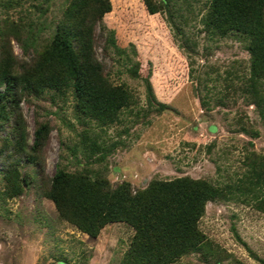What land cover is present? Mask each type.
Here are the masks:
<instances>
[{"label":"rangeland","instance_id":"rangeland-1","mask_svg":"<svg viewBox=\"0 0 264 264\" xmlns=\"http://www.w3.org/2000/svg\"><path fill=\"white\" fill-rule=\"evenodd\" d=\"M68 1L0 0V49L17 60L37 54ZM166 1L168 9L148 13L142 0H109L94 27L108 82L131 94L108 118L80 111L70 86L21 98L28 141L39 122L51 130L37 162H18L15 193L0 160V264H124L133 227L112 221L90 236L62 218L44 194L56 166L132 188L180 175L226 184L197 220L203 242L170 264H264V119L241 89L244 41L203 27L210 0ZM134 61L139 76L127 70ZM226 69L240 77L224 80ZM259 87L264 94V78ZM10 129L0 117V148Z\"/></svg>","mask_w":264,"mask_h":264},{"label":"trees","instance_id":"trees-1","mask_svg":"<svg viewBox=\"0 0 264 264\" xmlns=\"http://www.w3.org/2000/svg\"><path fill=\"white\" fill-rule=\"evenodd\" d=\"M142 1L148 13L168 9L166 0ZM109 9V0H69L54 23L48 42L37 54L17 60L9 48L0 49V117L11 121L9 135L0 148V160L11 193L20 187L16 183L18 162H37L51 130L48 122H39L28 141L19 106L25 94L70 86L77 108L98 120L108 118L130 101V91L122 83L110 84L103 61L96 57L95 41L102 32L99 28L96 36L94 27ZM200 19L209 33H233L244 41L248 67L241 89L264 119V94L259 87L264 78V0H210ZM101 48L107 50L106 37ZM188 65L190 73V61ZM127 70L132 76H139L138 61ZM148 73L143 80L151 97ZM231 76L240 77L236 71L226 69L222 78L231 80ZM226 187L205 178L180 175L152 178L143 187L132 188L128 180L110 183L106 178L92 179L56 166L47 179L44 194L62 218L90 236L108 222L130 224L134 231L124 264H170L182 252L203 242L197 220L204 203L221 195Z\"/></svg>","mask_w":264,"mask_h":264}]
</instances>
